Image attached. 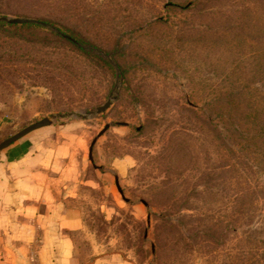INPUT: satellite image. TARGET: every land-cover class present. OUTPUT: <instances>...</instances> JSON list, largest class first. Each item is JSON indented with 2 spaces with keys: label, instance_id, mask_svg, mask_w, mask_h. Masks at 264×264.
<instances>
[{
  "label": "rangeland",
  "instance_id": "rangeland-1",
  "mask_svg": "<svg viewBox=\"0 0 264 264\" xmlns=\"http://www.w3.org/2000/svg\"><path fill=\"white\" fill-rule=\"evenodd\" d=\"M13 20L33 26L13 32ZM263 21L264 0H0V136L70 125L89 160L121 178L117 203L111 185L85 194L82 260L96 242L134 264H223L228 249L264 264L245 256L264 250V209L221 238L217 214L199 211L223 176L205 155L216 119L206 104L264 94ZM161 220L180 241L167 260Z\"/></svg>",
  "mask_w": 264,
  "mask_h": 264
},
{
  "label": "crops",
  "instance_id": "crops-1",
  "mask_svg": "<svg viewBox=\"0 0 264 264\" xmlns=\"http://www.w3.org/2000/svg\"><path fill=\"white\" fill-rule=\"evenodd\" d=\"M84 143L77 128L66 125L42 126L2 146L0 264H134L106 254L96 242L88 259L78 256L86 192L111 185L116 203L122 197L120 176L111 181L108 167L89 160ZM89 165L92 176L86 174ZM114 166L120 171L122 165Z\"/></svg>",
  "mask_w": 264,
  "mask_h": 264
},
{
  "label": "trees",
  "instance_id": "trees-1",
  "mask_svg": "<svg viewBox=\"0 0 264 264\" xmlns=\"http://www.w3.org/2000/svg\"><path fill=\"white\" fill-rule=\"evenodd\" d=\"M31 26L33 25H8L9 30L13 32H20ZM2 30L5 29L0 28V31ZM237 95L239 96L236 98L212 101L206 104L207 113H213L216 119L214 121L211 116L209 117L215 122L214 127L206 125L208 131L213 130L212 135L215 137V143L207 142L209 134L206 132L205 155L215 154V160L223 171V176L220 177L215 193L211 192L208 187L201 193L199 211L204 214L207 212L217 214L214 222L221 230L220 238L225 236L226 231L230 228L238 226L242 221L252 218L264 209V94L257 88L251 87L246 91L241 90ZM5 139L0 136V143ZM192 206L194 203H189L185 209L196 210V208L192 209ZM165 228L169 229L170 233L175 231V227L170 221L161 220L155 226L158 232L155 243L158 251L162 253L161 256L167 260L168 253H172V250H166L167 252L164 253L167 243L171 242L173 247H178L180 241L179 238L174 237L168 239ZM163 234H165V238ZM163 240H166L165 243ZM235 240L236 243L237 241L240 244L247 243L243 245L250 243L241 238ZM239 253L235 250H226L227 261L223 264H242L243 260L241 262L240 260L244 255L241 256ZM176 255L175 252L173 259ZM245 256L260 262L264 258V250L253 253V250L248 249Z\"/></svg>",
  "mask_w": 264,
  "mask_h": 264
},
{
  "label": "water",
  "instance_id": "water-1",
  "mask_svg": "<svg viewBox=\"0 0 264 264\" xmlns=\"http://www.w3.org/2000/svg\"><path fill=\"white\" fill-rule=\"evenodd\" d=\"M25 21L23 20H13L11 21V23H15V24H22L24 23ZM44 124H37V125H34V126H31V127H28L27 129L13 135L12 137L4 140L1 145H0V149L2 148V146L4 145H8V144H11L13 142H15L16 140H18L19 138H21L22 136H24L26 133L36 129V128H39V127H42Z\"/></svg>",
  "mask_w": 264,
  "mask_h": 264
}]
</instances>
